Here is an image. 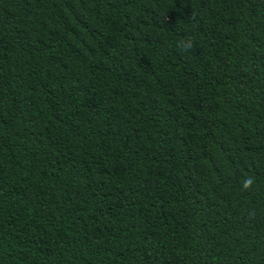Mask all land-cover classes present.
<instances>
[{
    "label": "trees",
    "instance_id": "obj_1",
    "mask_svg": "<svg viewBox=\"0 0 264 264\" xmlns=\"http://www.w3.org/2000/svg\"><path fill=\"white\" fill-rule=\"evenodd\" d=\"M0 264H264V0H0Z\"/></svg>",
    "mask_w": 264,
    "mask_h": 264
},
{
    "label": "clouds",
    "instance_id": "obj_2",
    "mask_svg": "<svg viewBox=\"0 0 264 264\" xmlns=\"http://www.w3.org/2000/svg\"><path fill=\"white\" fill-rule=\"evenodd\" d=\"M193 46L191 39H182L178 41L177 47L182 51H188ZM254 183L252 178H248L243 183V188L248 189Z\"/></svg>",
    "mask_w": 264,
    "mask_h": 264
}]
</instances>
